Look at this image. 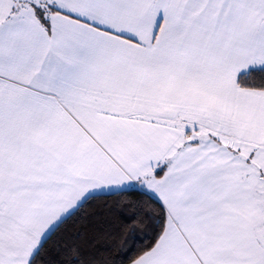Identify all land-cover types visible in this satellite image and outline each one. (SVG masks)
Masks as SVG:
<instances>
[{
  "label": "snow or ice",
  "instance_id": "6c2138e0",
  "mask_svg": "<svg viewBox=\"0 0 264 264\" xmlns=\"http://www.w3.org/2000/svg\"><path fill=\"white\" fill-rule=\"evenodd\" d=\"M0 264H264V0H0Z\"/></svg>",
  "mask_w": 264,
  "mask_h": 264
}]
</instances>
